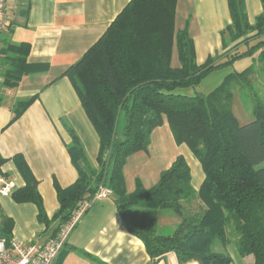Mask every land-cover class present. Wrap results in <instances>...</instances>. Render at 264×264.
<instances>
[{
  "label": "trees",
  "instance_id": "1",
  "mask_svg": "<svg viewBox=\"0 0 264 264\" xmlns=\"http://www.w3.org/2000/svg\"><path fill=\"white\" fill-rule=\"evenodd\" d=\"M263 12L249 22L246 0H228L231 23L222 31L223 54L199 65L188 26L176 29L178 0H131L100 39L63 73L99 136L97 167L69 129L67 146L77 180L66 188L56 185L59 208L49 219L38 181L21 156L14 158L25 186L12 197L33 203L45 233L55 238L71 220L81 201H92L99 188L113 191L115 204L131 234L145 244L150 257L161 260L173 254L178 264H233L227 248L230 233L242 257L253 256L264 264V104L256 99L254 120L241 125L233 112L234 90H253V68L228 74L211 93L190 95L215 70L245 58L264 62ZM228 34L230 43L226 42ZM30 43L8 46L3 86L15 89L35 68L28 63ZM177 49L180 66L173 67ZM3 97H0V104ZM33 99L15 105L13 121ZM165 119L177 145H187L200 162L204 180L196 191L192 171L183 155L161 172L158 182L146 188L137 178L128 192L125 167L138 152H147L152 134ZM122 134H118L120 124ZM4 162L0 158V164ZM160 214H174L181 221L172 234H159ZM13 219L0 209V238H13ZM66 246V244H65ZM61 251L54 264L66 252Z\"/></svg>",
  "mask_w": 264,
  "mask_h": 264
},
{
  "label": "crops",
  "instance_id": "2",
  "mask_svg": "<svg viewBox=\"0 0 264 264\" xmlns=\"http://www.w3.org/2000/svg\"><path fill=\"white\" fill-rule=\"evenodd\" d=\"M130 1L6 0V28L0 33V58L7 55L9 45L27 42L31 46L28 63L35 69L22 78L17 88L7 89L3 86V72L7 65L0 60V97H3L0 104V158L4 160L1 165L7 177L15 180L18 190L25 186V182L14 158L23 157L38 181V191L49 219L59 208L56 185L66 188L78 178L67 150L72 141L69 129L81 140L93 167H97L99 153V136L71 81L63 73L100 39ZM246 10L249 22L254 24L263 12L261 0H246ZM230 23L228 0H178L176 29L188 26L199 65L210 56L226 51L222 31ZM225 37L228 48L232 47L228 34ZM172 65L180 66L177 49L173 53ZM28 99L33 101L21 117L13 121L15 105ZM158 142L163 143L160 138ZM180 147L177 155L164 158L167 168L157 169L158 173L147 179L130 175L126 170L136 156H145L138 155L143 151L131 156L125 167L128 192L135 189L137 178L146 188L154 186L161 172L168 169L179 155H183L189 164L192 185L198 191L204 180L199 169L201 164L187 145ZM193 167L198 168L197 180ZM0 209L13 219L12 236L17 242L45 244L50 240L45 225L38 220L35 204L17 203L12 195L0 196ZM169 217L173 227L180 224L178 216L160 214L158 225L165 226ZM65 247L66 252L59 264H171L167 263L171 259L177 263L173 254L158 261L150 257L142 240L127 229L114 194L107 199L92 200L69 234Z\"/></svg>",
  "mask_w": 264,
  "mask_h": 264
},
{
  "label": "rangeland",
  "instance_id": "3",
  "mask_svg": "<svg viewBox=\"0 0 264 264\" xmlns=\"http://www.w3.org/2000/svg\"><path fill=\"white\" fill-rule=\"evenodd\" d=\"M250 66L253 68V90L242 89L239 88L241 86L238 85V87L234 90L233 97V112L235 116L241 125L247 124L254 120L253 106L256 99H260V101L264 104V62L258 63L257 57L245 58L235 62L231 67L215 70L211 75L205 78L198 87L195 89L186 90V92L190 95L195 93L209 94L223 82L224 78L228 74L232 72H242ZM122 132L123 124L121 123L118 128L119 136L122 134ZM159 138L163 141V143L160 144L158 142ZM151 143L152 146L149 148L148 152H145L146 154H144V152L138 154L145 156H136L134 161H132L131 164L127 166L126 170L128 169L130 175H140L144 176L146 179L149 176L156 175L158 173L157 169L167 168V160H164V158H172L182 149V147L176 144L166 119L164 125L154 130ZM197 169L198 168L193 167L195 180H197ZM199 169L204 176L201 166ZM165 219L166 218L163 220ZM167 219L168 220H166L165 226L164 224H161L162 227L158 225L159 234L161 235L172 234L173 230H175V227H173L172 223L170 222L172 218L169 217ZM228 233H230L231 242L227 248L223 249L217 245L215 249L230 255L233 258V264H254L253 256L242 257L239 254L237 245L234 242L235 238L232 235V230H229ZM167 263L177 264L175 259L168 260Z\"/></svg>",
  "mask_w": 264,
  "mask_h": 264
},
{
  "label": "built area",
  "instance_id": "4",
  "mask_svg": "<svg viewBox=\"0 0 264 264\" xmlns=\"http://www.w3.org/2000/svg\"><path fill=\"white\" fill-rule=\"evenodd\" d=\"M6 0H0V33L6 28ZM17 189L15 180L7 177L0 164V196L12 195ZM113 196L108 187H100L94 199H107ZM92 201H81L69 223L61 228L59 234L45 244L32 242L19 243L13 238L8 242L0 238V264H54L67 242L69 234L91 206Z\"/></svg>",
  "mask_w": 264,
  "mask_h": 264
}]
</instances>
